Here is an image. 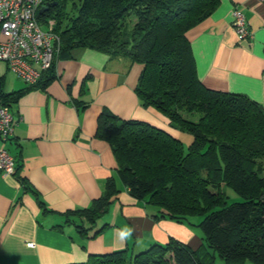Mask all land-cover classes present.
Listing matches in <instances>:
<instances>
[{
    "label": "trees",
    "instance_id": "1",
    "mask_svg": "<svg viewBox=\"0 0 264 264\" xmlns=\"http://www.w3.org/2000/svg\"><path fill=\"white\" fill-rule=\"evenodd\" d=\"M218 2L59 0L42 15L55 21L58 55L88 48L141 64L135 88L141 106L156 109L172 128L191 135L184 150L181 139L161 128L100 114L95 136L109 144L129 195L163 217L196 225L202 243L192 249L170 238L136 253L91 254L76 264H264V108L204 86L186 36ZM53 64L29 87L43 88L54 77ZM8 97L0 93V102L7 105ZM17 179L31 189L27 180ZM225 188L240 200L229 202ZM118 192L113 178L107 179L89 207L65 213L67 222L86 233L84 224L94 227ZM196 217V223L190 220Z\"/></svg>",
    "mask_w": 264,
    "mask_h": 264
},
{
    "label": "crops",
    "instance_id": "2",
    "mask_svg": "<svg viewBox=\"0 0 264 264\" xmlns=\"http://www.w3.org/2000/svg\"><path fill=\"white\" fill-rule=\"evenodd\" d=\"M235 8L250 32L244 40L232 28ZM186 36L204 86L247 97L264 108V0H219ZM142 67L125 57L76 48L56 57L54 77L40 88L14 74L16 79H9L2 65L0 93L9 96L14 130L8 141L0 140V148L13 156L17 173L0 172V264H76L91 254L136 253L170 238L200 247L196 225L163 217L129 195L117 177L109 144L95 136L98 117L111 112L181 139L163 114L141 106L135 88ZM109 178L119 191L116 199L94 227L84 224L89 229L79 232L65 213L89 207Z\"/></svg>",
    "mask_w": 264,
    "mask_h": 264
},
{
    "label": "built area",
    "instance_id": "3",
    "mask_svg": "<svg viewBox=\"0 0 264 264\" xmlns=\"http://www.w3.org/2000/svg\"><path fill=\"white\" fill-rule=\"evenodd\" d=\"M59 0H0V61L27 86H35L51 69L58 53L60 38L55 31L54 19L42 16ZM43 6L49 9L43 13ZM232 28L238 40L250 36L243 13L235 8ZM14 130L8 105L0 102V140L8 141ZM16 161L4 147L0 148V172L14 175ZM29 243V247H33Z\"/></svg>",
    "mask_w": 264,
    "mask_h": 264
},
{
    "label": "rangeland",
    "instance_id": "4",
    "mask_svg": "<svg viewBox=\"0 0 264 264\" xmlns=\"http://www.w3.org/2000/svg\"><path fill=\"white\" fill-rule=\"evenodd\" d=\"M66 8L68 9L69 8V3L66 4ZM2 65H5L4 62L0 61V71L2 70ZM7 77L9 79H16V77L13 75V73L11 71L8 70V74H7ZM188 138V140H187ZM180 139V138H179ZM181 141H182V144H183V148L184 150L187 149V146L188 144L190 143L191 141V135L188 134V133H185V132H182L181 133ZM262 166H264V160H262V163H261ZM225 191L227 193V196H228V200L229 202H233V201H239L240 200V196L237 195L236 193H234L232 190L228 189V188H225ZM192 220V219H191ZM194 223L197 222V217L196 218H193L192 220Z\"/></svg>",
    "mask_w": 264,
    "mask_h": 264
},
{
    "label": "water",
    "instance_id": "5",
    "mask_svg": "<svg viewBox=\"0 0 264 264\" xmlns=\"http://www.w3.org/2000/svg\"><path fill=\"white\" fill-rule=\"evenodd\" d=\"M57 5V1H54L51 3L50 6H55ZM49 9V6H43L40 10H39V13H43L44 11L48 10Z\"/></svg>",
    "mask_w": 264,
    "mask_h": 264
}]
</instances>
